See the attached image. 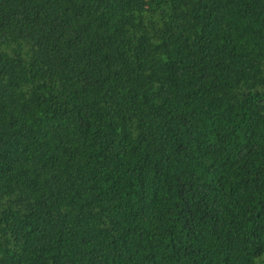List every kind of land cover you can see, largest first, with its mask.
<instances>
[{
	"label": "trees",
	"instance_id": "16d2710c",
	"mask_svg": "<svg viewBox=\"0 0 264 264\" xmlns=\"http://www.w3.org/2000/svg\"><path fill=\"white\" fill-rule=\"evenodd\" d=\"M0 264H264V0H0Z\"/></svg>",
	"mask_w": 264,
	"mask_h": 264
}]
</instances>
